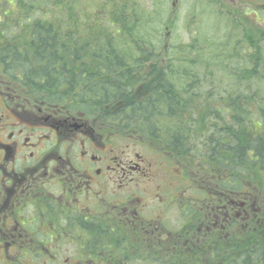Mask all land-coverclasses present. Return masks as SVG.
<instances>
[{"label":"trees","instance_id":"1","mask_svg":"<svg viewBox=\"0 0 264 264\" xmlns=\"http://www.w3.org/2000/svg\"><path fill=\"white\" fill-rule=\"evenodd\" d=\"M1 2L0 76L39 103L82 112L103 135L156 142L166 160L180 164L183 179L198 185L190 209L199 220L216 215L224 198L255 203L258 229H245L231 245L246 249L244 264H264V91L258 98L237 87L193 92L179 55L188 49L202 56L203 49L195 40L161 46L138 0H100L93 10H79L82 0H49L54 10L36 18L37 0ZM254 5L264 13V3ZM259 35L264 40V30ZM245 73L244 80L259 76Z\"/></svg>","mask_w":264,"mask_h":264},{"label":"flooded vegetation","instance_id":"2","mask_svg":"<svg viewBox=\"0 0 264 264\" xmlns=\"http://www.w3.org/2000/svg\"><path fill=\"white\" fill-rule=\"evenodd\" d=\"M84 116L66 104L39 103L0 76V264H244L246 249L231 244L245 229H258L251 213L261 208L224 198L216 215L199 220L191 199L182 204L178 194L170 190L168 199L161 190L160 202L179 215L167 225L145 213L141 186H126L127 180L147 174L144 158L163 161L172 181L181 176L180 164L152 141L126 140L117 150L123 137L103 135ZM130 143L143 151L128 154ZM111 171L119 176L103 181ZM54 180L62 185L59 197L49 190ZM64 243L76 252L59 258L54 248Z\"/></svg>","mask_w":264,"mask_h":264},{"label":"rangeland","instance_id":"3","mask_svg":"<svg viewBox=\"0 0 264 264\" xmlns=\"http://www.w3.org/2000/svg\"><path fill=\"white\" fill-rule=\"evenodd\" d=\"M138 1L147 9L145 18H151V24L159 30L161 46L178 47L180 43L183 46H187L195 40V43L198 44L197 48L203 49L202 56L195 52L190 53L191 51L188 52V49L182 55H179V57L184 58L188 62L184 69L193 77L188 79V82L194 83L193 92H215L219 87L230 91L237 87L238 91L236 92L242 94V92L249 90L254 97L258 98L259 89L264 91V61H261L262 56L264 58V40H262L261 35L258 36L264 30V13L260 12L258 7L254 5L256 3H264V0ZM37 2L40 5L37 6L36 4L39 11L33 15V18L38 17L41 11L52 12L54 10L52 7H47L46 4L49 0L42 2L37 0ZM98 2L100 0H82L79 10L87 9V5H89V10H93L98 6ZM2 5L3 2L0 3V7ZM0 19L2 20L3 18L0 17ZM65 25L68 27L67 23ZM177 52H179L178 48ZM196 55L201 57L197 58ZM173 57L169 58L172 66L176 67L179 61L178 59L173 61ZM177 66L180 68L183 64L181 63ZM245 68L248 69L249 74L257 71L259 76L250 79L251 81L248 79L244 80V76H246ZM238 69H241L243 74L239 79H237L239 77ZM243 69L244 71H242ZM230 93L234 92L231 91ZM262 96L264 97L263 94ZM127 144L126 139H123L119 143L117 150L123 149V146ZM51 145L52 142L48 144L49 147ZM130 145L132 147L128 150V154L143 151L137 143H130ZM62 149H64L63 145ZM61 152L64 151L59 149V153ZM64 153H68V151ZM69 153L71 154V152ZM128 154H123L125 157L124 161H128ZM144 159L141 165L147 169L146 177L137 176L133 180L129 178L127 180L129 184L126 186H141L139 190L145 194V213L150 216L158 215L164 219L167 225H176L179 217L177 209L173 205L160 202V191H168V199L171 198L170 190L178 194L177 197L182 204L186 202V199H191L195 203L194 188L198 185L190 178L183 179L186 177L182 175L175 176L177 179L172 181L173 176L170 175L169 171L171 169L166 167L163 161L154 157ZM190 162H194V160L192 159ZM171 167L172 169L175 168L172 165ZM118 176L117 172L111 171L104 175L103 181L106 179L113 181ZM191 177H193L192 174ZM174 182H180L181 184L175 186ZM49 186L50 192L55 197L61 195V189L58 186L62 185L58 181L54 180ZM89 201L91 202V207L94 208L97 205V199L93 196ZM82 204L87 203L84 202ZM64 242L67 241L64 240ZM54 249L55 255L59 258L65 255L72 256L76 252V245L64 243Z\"/></svg>","mask_w":264,"mask_h":264},{"label":"bare ground","instance_id":"4","mask_svg":"<svg viewBox=\"0 0 264 264\" xmlns=\"http://www.w3.org/2000/svg\"><path fill=\"white\" fill-rule=\"evenodd\" d=\"M61 55V54H60ZM40 71V70H39ZM35 80V79H34Z\"/></svg>","mask_w":264,"mask_h":264}]
</instances>
